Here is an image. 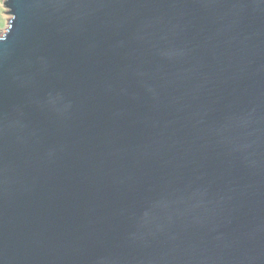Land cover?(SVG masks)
Returning <instances> with one entry per match:
<instances>
[{
	"label": "water",
	"instance_id": "water-1",
	"mask_svg": "<svg viewBox=\"0 0 264 264\" xmlns=\"http://www.w3.org/2000/svg\"><path fill=\"white\" fill-rule=\"evenodd\" d=\"M0 264H264V0H3Z\"/></svg>",
	"mask_w": 264,
	"mask_h": 264
},
{
	"label": "rangeland",
	"instance_id": "rangeland-1",
	"mask_svg": "<svg viewBox=\"0 0 264 264\" xmlns=\"http://www.w3.org/2000/svg\"><path fill=\"white\" fill-rule=\"evenodd\" d=\"M5 12L6 10L3 7V0H0V36L3 34L5 29L7 28V22L10 19L9 16L4 14Z\"/></svg>",
	"mask_w": 264,
	"mask_h": 264
}]
</instances>
